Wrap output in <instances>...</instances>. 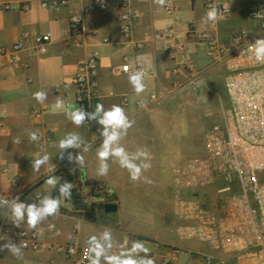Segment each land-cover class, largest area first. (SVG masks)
Returning a JSON list of instances; mask_svg holds the SVG:
<instances>
[{"label": "crops", "instance_id": "crops-1", "mask_svg": "<svg viewBox=\"0 0 264 264\" xmlns=\"http://www.w3.org/2000/svg\"><path fill=\"white\" fill-rule=\"evenodd\" d=\"M43 1L0 0V47L22 45L19 59L0 67V160L10 170L9 175L0 172V197L19 191H23L26 203L35 202L36 193L56 197L58 190L45 184L49 175L60 177L61 183H73L78 177L100 182L114 189L109 204H115L116 210L107 213L100 204L89 210L86 206L78 207L72 194L71 200L62 205L59 216L49 218L34 229L43 230L39 236L45 244L66 243L70 241L69 234L85 244L88 236L108 227L120 242L126 236L146 242L156 264L161 263L171 248L179 250L173 264H219L206 258L220 257L224 253L223 248L217 250L219 246L212 243L205 229L213 220L222 221L224 217L216 216L217 210L210 207L206 186L188 187V174L179 171L195 155L202 153L203 147L202 120L198 114L189 116L188 110L206 98L205 70L208 67L222 69L224 81V67L212 63L205 55L202 34L208 33L226 45L230 37L242 29L256 33L257 24L248 18V11L264 0H237L229 15L219 18L213 25L202 22L206 0H169L174 8L172 15L167 13L166 7L158 8L153 0H131L138 19L129 38L121 32L119 0H105V7L93 0H71L68 5L56 9L42 7ZM4 5L12 7L3 8ZM17 5L26 7L14 9ZM87 5L92 8L84 12ZM71 17L83 21L79 35L71 32ZM167 26L174 30L172 38H153L155 32ZM46 33L51 35L47 51L34 53V37ZM90 56L97 58L99 69L98 95L89 101L88 111H94L98 103L105 109L113 104L125 108L135 123L121 143L129 151L137 147L149 151L152 166L144 175L151 183L132 182L128 172L112 161H109L108 175L97 176L96 148L102 143L100 125L89 121L77 128L65 114L68 106L79 108L73 76L78 62ZM137 57L148 70L147 87L139 97L129 84L128 75L120 71L126 59ZM198 77L200 80L193 84ZM39 90L48 94L43 104L32 97ZM58 98L64 100L63 107L57 106ZM141 99L145 101L143 108L139 106ZM27 130L38 131L40 141L30 142ZM73 131L92 145L91 150L84 153L85 167L75 172L71 171L75 165L61 160L54 146L66 133ZM16 137H20L19 144L13 143ZM68 151L78 152L76 149ZM43 152L52 158L48 166L34 172L31 161ZM49 167H55L54 173L48 171ZM13 177L17 178L16 184L11 182ZM197 203L205 210L204 215L194 216ZM6 213L7 209H0V220ZM125 218L132 219L134 224L126 223ZM48 223L55 224V230L49 231ZM74 225L77 229L73 233ZM23 226L27 228L26 224ZM5 242L0 240V244ZM0 264L71 262L64 254L44 248L39 252L23 250V259L11 256L7 250L0 251Z\"/></svg>", "mask_w": 264, "mask_h": 264}, {"label": "built area", "instance_id": "built-area-1", "mask_svg": "<svg viewBox=\"0 0 264 264\" xmlns=\"http://www.w3.org/2000/svg\"><path fill=\"white\" fill-rule=\"evenodd\" d=\"M71 0H44L41 6L44 8L56 9L59 6L68 5ZM100 7H105V0H93ZM141 1V0H136ZM237 0H206L205 10L209 5L215 3L220 9L223 18L229 15L231 6ZM3 8L12 6L4 5ZM25 5L14 6V9H23ZM92 5L84 7V12H89ZM120 28L123 35L130 37L134 24L138 19L137 13L131 7V0H119ZM166 11L170 15L174 8L169 2ZM218 18V19H219ZM248 18L257 24V32L249 29H242L232 35L228 44H220L208 33L202 34L201 38L205 43V55L214 64L224 67V90L228 100V108L223 113L222 125L211 123L203 132L202 153L195 155L185 168L179 171L187 173V186L201 188L222 181L223 184L217 189L218 193L229 194L231 204L238 206L231 212V216L237 221V231L230 237L221 221V226L214 228L210 222L207 230L212 243L221 247L227 242L239 243L240 246L262 241L264 248V63L257 62L252 53L248 51L249 44L256 39L264 38V2H259L248 11ZM178 20V17L175 16ZM213 25V24H211ZM84 24L80 18H70V28L73 35H79ZM174 36V30L167 26L155 32L153 38L156 40L169 39ZM106 41V40H105ZM51 42L49 33L40 34L34 37V53L43 54L47 51ZM137 46H141L140 43ZM21 44H14L11 48L0 47V67L7 63H13L19 59ZM181 52L182 48H178ZM127 68V71L125 70ZM98 61L95 56H90L78 62L74 82L77 88L76 101L79 108L88 111L89 101L98 95ZM143 69L147 74L148 70L136 59L128 58L120 66V71L128 75L129 72ZM200 78L192 81L197 83ZM155 96L152 95V98ZM0 172L9 175V167L0 160ZM13 184L17 178H12ZM72 194L77 200V206H86L88 210L96 204L105 205L111 202L114 196V189L100 182L91 183L83 177L76 178L73 183ZM184 186V184H183ZM20 198L25 202L23 191L3 196L9 200ZM35 202H37L35 200ZM194 216L205 214V210L197 203L194 206ZM90 212V211H88ZM8 212L6 213V216ZM5 216L0 220V234L19 244L27 246L23 250L39 252L41 249L53 250L64 254L71 264H86V244H81L75 238L56 245L45 244L36 230H29L24 227H16L11 219ZM209 216H212L209 214ZM77 229L74 225L72 232ZM220 231V232H219ZM221 233V234H219ZM220 236V237H219ZM135 236H126L123 240H137ZM141 240V239H139ZM160 247V244H156ZM116 249H113L115 252ZM169 253L162 257L160 264H173L179 250L171 248ZM155 259V256L151 254ZM212 260V256H207ZM156 261V259H155Z\"/></svg>", "mask_w": 264, "mask_h": 264}, {"label": "clouds", "instance_id": "clouds-1", "mask_svg": "<svg viewBox=\"0 0 264 264\" xmlns=\"http://www.w3.org/2000/svg\"><path fill=\"white\" fill-rule=\"evenodd\" d=\"M153 3L158 8L163 9L169 5V0H153ZM220 15V9L213 3L209 5L207 12L202 17V22L215 24ZM248 51L254 55L257 62L264 63V38L256 39L254 43L249 44ZM136 62L142 63L141 58L137 57ZM125 70L127 71V68ZM146 75L147 73L143 69L128 73V82L137 97L146 90ZM47 95L46 91L39 90L34 92L32 97L37 103L43 104ZM56 103L58 107L65 105L64 100L60 98L57 99ZM139 106L145 107L143 99L139 101ZM65 114L77 128L84 126L89 121H95L100 125L99 136L102 138V143L96 148L97 176H107L111 167L109 161H112L128 172L132 182H152L144 175L152 166L149 151L142 147H137L135 151H129L121 143L135 123L134 120L130 119L125 108L113 104L105 109L103 104L98 103L94 111L91 112L85 111L83 108L72 109L71 106H68ZM27 136L32 143H38L41 139L38 131L27 130ZM20 142V137H16L13 141L16 144ZM54 146L58 149L57 153H59L61 160H67L68 163L75 165L71 169L72 172H75L77 168L81 170L85 167L84 153L89 152L92 148V145L75 131L66 133ZM69 149H76L78 152L73 154V152L68 151ZM51 158L47 152L33 157L31 161L32 170L39 172L42 167L48 166ZM48 171L54 173L55 167H49ZM45 184L52 189H57L59 194L53 197L50 194L36 193L35 200L37 202L32 203L21 202L18 196L11 200L0 197V209H7L8 215L6 217L11 219L13 225L19 228L22 224H26L29 230H33L48 221L49 218H56L60 215L62 205L71 200L74 185L68 181L61 183L60 177L55 175H49ZM47 228L49 231H53L55 224L48 223ZM38 234L42 235L43 230L41 229ZM67 239L72 240V235L69 234ZM0 240H6L5 243L0 244V251L7 250L11 256L23 259V248L27 246L25 243L16 244L5 236H0ZM85 244L88 264H156L151 255L152 250L146 245V242L139 239L132 240L129 246L128 240L120 242L115 238L112 229L108 227L88 236ZM114 248L116 249L115 252H113Z\"/></svg>", "mask_w": 264, "mask_h": 264}, {"label": "rangeland", "instance_id": "rangeland-1", "mask_svg": "<svg viewBox=\"0 0 264 264\" xmlns=\"http://www.w3.org/2000/svg\"><path fill=\"white\" fill-rule=\"evenodd\" d=\"M206 60L210 61L207 57ZM205 72L207 85L205 90L207 94L206 98L204 101H200V104L196 107L188 110L189 116L193 117V114H198L199 118L202 120V125L199 124L203 127L202 133L212 122L217 125H222L223 113L228 108L222 69L210 66ZM213 100H215L216 104H214ZM220 185H222V181H217L206 186V190L208 191L207 194L209 193L208 202L211 208L217 210L218 214L214 212L215 215L217 214L216 216H221V218L224 217L222 220V222H224L223 226L226 229V234L230 237L238 229L237 221L231 216V212L238 206H234V204L230 203V200L228 199L229 194L217 192ZM124 221L128 224H134L133 220L130 218H125ZM212 225L216 229L218 228V225L221 226V221L213 220ZM222 248L224 255L220 257L212 256V260L218 261L219 264H264V248L261 240H258L257 243L248 244L246 246H240L239 243L226 241L225 245L218 247L217 250H221Z\"/></svg>", "mask_w": 264, "mask_h": 264}, {"label": "water", "instance_id": "water-1", "mask_svg": "<svg viewBox=\"0 0 264 264\" xmlns=\"http://www.w3.org/2000/svg\"><path fill=\"white\" fill-rule=\"evenodd\" d=\"M103 208L105 212L111 213L116 210V205L115 204H105Z\"/></svg>", "mask_w": 264, "mask_h": 264}, {"label": "trees", "instance_id": "trees-1", "mask_svg": "<svg viewBox=\"0 0 264 264\" xmlns=\"http://www.w3.org/2000/svg\"><path fill=\"white\" fill-rule=\"evenodd\" d=\"M89 182H91V183H96L95 181H89Z\"/></svg>", "mask_w": 264, "mask_h": 264}]
</instances>
